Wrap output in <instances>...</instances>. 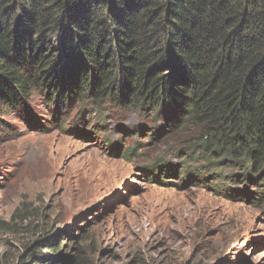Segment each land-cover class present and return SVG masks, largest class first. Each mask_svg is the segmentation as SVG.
I'll return each instance as SVG.
<instances>
[{"label": "trees", "instance_id": "1", "mask_svg": "<svg viewBox=\"0 0 264 264\" xmlns=\"http://www.w3.org/2000/svg\"><path fill=\"white\" fill-rule=\"evenodd\" d=\"M36 93L76 109L78 123L88 103L161 116L169 133L192 128L188 151L171 149L183 178L192 184L186 162H201L215 170L202 186L264 200V0H0V125L8 112L29 117ZM158 161L144 168L157 182L175 174ZM53 234L0 264H84Z\"/></svg>", "mask_w": 264, "mask_h": 264}, {"label": "rangeland", "instance_id": "2", "mask_svg": "<svg viewBox=\"0 0 264 264\" xmlns=\"http://www.w3.org/2000/svg\"><path fill=\"white\" fill-rule=\"evenodd\" d=\"M27 109L1 117L0 257L53 232L84 264H264V200L202 186L215 170L201 162H186L192 184L179 171L171 149L188 151L192 128L169 133L161 116L88 103L78 123L37 93ZM159 159L175 172L162 182L144 169Z\"/></svg>", "mask_w": 264, "mask_h": 264}]
</instances>
